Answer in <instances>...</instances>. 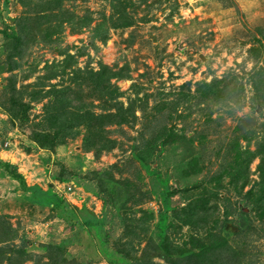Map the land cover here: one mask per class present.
Returning a JSON list of instances; mask_svg holds the SVG:
<instances>
[{
	"label": "rangeland",
	"instance_id": "rangeland-1",
	"mask_svg": "<svg viewBox=\"0 0 264 264\" xmlns=\"http://www.w3.org/2000/svg\"><path fill=\"white\" fill-rule=\"evenodd\" d=\"M261 155L264 0H0V264H264Z\"/></svg>",
	"mask_w": 264,
	"mask_h": 264
},
{
	"label": "trees",
	"instance_id": "trees-1",
	"mask_svg": "<svg viewBox=\"0 0 264 264\" xmlns=\"http://www.w3.org/2000/svg\"><path fill=\"white\" fill-rule=\"evenodd\" d=\"M203 86H204V88H207L210 85H208V84L205 83V84H203ZM55 117L57 119V116H55ZM50 120H52V119H50ZM53 121L55 123H57L55 121V119H53ZM248 153L251 154L249 151H247L246 154L248 155ZM244 154H245L244 152L237 154V163H238V166H236V168L239 167L241 169L243 167V165H241L242 163L239 160L240 159H243V155ZM257 170L259 171V175H260V180H261L260 181V184H262L261 187H260V189H259L261 191L260 192V196H259V198L257 200H259L261 198L264 201V186H263L264 185V155H261L260 164L258 165ZM231 183H232L231 185L237 186V184L233 181V179H232V182ZM239 188L240 189L243 188V185L239 186ZM162 194L166 197V191H163ZM250 194H252V193L250 192ZM35 195L38 198H40V200L43 201V203H45V202L47 203L48 200L51 199V197H52V192L51 191H47L46 193L40 192V193H36ZM207 201L208 200H206V199H202L200 201H196L195 203L188 205L184 209V213H183L184 215L183 216L184 217H187L189 219L198 217L195 214V212H196V209L195 208H198L201 211H203L200 214H201V216L204 219H206L207 218L206 216L209 215V214L212 216L215 213L216 209L215 208L212 209L211 207H208V206L206 207L205 203ZM204 219L203 220H199V221H204ZM214 236H215V238H212V241L209 244L204 243V242H201V241H197L196 242V244L198 245L197 247L199 249L196 252H194L193 254H191V255L188 256L187 262L189 264H193L194 262L196 263V261L197 262L199 261L197 264H217L219 262V260L217 258H214L212 260H209L208 259L209 257H211V255L213 253L214 254H217V252H220L219 249H222V248L225 247L224 240L220 236H218V235H214ZM9 242H11V237H8V235L6 236L5 233L2 236H0V244H1L0 247L3 250H5L4 249V245L7 244V243H9ZM7 250L12 251L14 253H17V254H19V256H22V257H24V254L27 256L26 250H22L21 247H19V249H16V248H13L10 245V246L7 247ZM204 256H205L206 262L203 260L204 259ZM166 259L169 260L170 258L166 257ZM51 260L54 262V264H55V262H58V264H60L61 262L64 263V260L63 259L62 260L54 261L51 258ZM170 262L176 264L171 259H170ZM46 263L47 264H50L49 262H46Z\"/></svg>",
	"mask_w": 264,
	"mask_h": 264
}]
</instances>
